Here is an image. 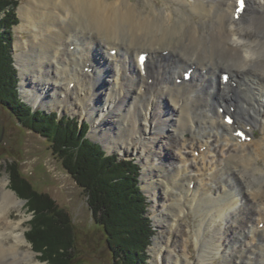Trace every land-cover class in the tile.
<instances>
[{"label": "bare ground", "instance_id": "1", "mask_svg": "<svg viewBox=\"0 0 264 264\" xmlns=\"http://www.w3.org/2000/svg\"><path fill=\"white\" fill-rule=\"evenodd\" d=\"M175 1L173 16L152 0H26L19 13L30 35L15 57L19 88L35 103L74 97L91 135L109 139L110 148L138 143L133 150L158 161L141 173L152 196L169 193L177 218L183 206L196 207L199 228L219 225L205 238L214 251L228 258L233 249L252 264L264 248V0H246L237 17L236 0ZM189 68L191 78L180 79ZM217 169L221 183L209 187ZM7 184L0 180V264H45L21 248V221L9 214L23 201ZM178 207L162 214L167 224ZM165 236L152 241L153 264H161ZM258 239L254 250L249 243Z\"/></svg>", "mask_w": 264, "mask_h": 264}, {"label": "trees", "instance_id": "2", "mask_svg": "<svg viewBox=\"0 0 264 264\" xmlns=\"http://www.w3.org/2000/svg\"><path fill=\"white\" fill-rule=\"evenodd\" d=\"M16 5V0H0V106L21 128L47 141L51 153L81 188L111 264H147L146 248L155 230L147 213V197L139 185V165L117 153H106L99 142L87 136L86 122L60 116L55 110L32 109L18 97L11 51ZM6 169L9 188L27 200L33 213L25 238L40 252L39 258L49 264H85L75 254L76 229L68 213L48 194L34 188L20 171L19 160L11 159Z\"/></svg>", "mask_w": 264, "mask_h": 264}, {"label": "rangeland", "instance_id": "3", "mask_svg": "<svg viewBox=\"0 0 264 264\" xmlns=\"http://www.w3.org/2000/svg\"><path fill=\"white\" fill-rule=\"evenodd\" d=\"M16 1L17 5L15 7V13L17 23L11 27L13 65L14 63L16 65V55H18L23 49L28 48L30 35L28 31L22 28V19L19 13L20 7L26 3V0ZM131 1L137 2L141 0ZM152 1L160 8L169 6L173 11V16L178 12L176 11L177 2L175 0ZM2 15L3 13H1V16ZM21 42H24L25 44L23 45ZM15 65L18 85L20 83L21 75L19 68ZM17 90L18 97L21 101L30 105V107L33 106L32 109L40 108L46 111L55 110L60 116L68 115L69 117H77L81 123L86 122L89 127L87 136L91 140L101 143L106 153H117L119 157L133 159L139 165V185L140 189L147 197V213L151 218V224L155 230V233L151 237V242L146 248L148 255L147 264H153L152 259H154V256L151 252V245L154 237H158L160 234L166 235L158 247L163 251L159 256L161 257V264H170L172 260H174V264H243L234 254L233 249L230 251V256L224 258L222 254H217L214 251L211 243L205 241V238L209 236L210 232H216L219 225L216 222L204 223L199 228V218H196L194 213L196 207L188 208L186 205L183 206V215L177 218L176 214L179 213V207L176 202H171L172 197L169 193H162L159 189L156 198L152 196V190H148L141 181V173L142 169L148 166L151 162L158 163V161L156 159L153 161L151 159L145 160V158L140 155L139 151L133 150L134 148L139 147L138 143L133 145L130 144L127 148L124 146V149L122 150L120 148H110V145L107 143L109 142V139L104 140L103 138L93 137L91 135L92 124L90 118L83 112L73 109L72 104L75 102L74 97L64 104H57L53 100L51 102L40 103V101H38L35 103V101L31 102L29 96H26L21 92L19 86ZM5 121H10V123L5 128L4 137L0 144V180L6 178L8 183L7 188L10 189L11 182L6 169V164L7 162H10L11 159L19 160V168L23 176L33 184L35 189L48 194L58 207L65 210L71 217L75 225L77 236V250H75V254L79 257V260L85 264H111L109 253L103 247V243L99 240L100 232L96 230L93 225L91 213L86 203L84 193L63 169L60 161L51 153L47 141L39 134L21 128L14 117L0 106V124ZM112 130L113 129H111V131ZM258 130L259 129L254 130L255 136L257 137L261 135L260 130ZM183 135L185 138L190 137L185 133ZM163 146L165 148V145ZM166 148L165 151L170 149L169 146ZM169 151H172L173 153L174 148L171 147ZM12 155L14 158L11 157ZM151 158L153 159V156ZM258 163L260 164L262 161L258 160ZM166 164H168V162ZM221 179V169H217L214 173L213 179L208 181V186L215 187L216 184L219 182L221 183ZM148 181H150L149 178ZM250 186L254 189L253 183ZM11 191L15 194L17 199L24 201L20 210L12 209L9 215L12 219L21 221L23 231L26 234L29 231V220L32 218L33 213L28 210L27 200L18 197L13 190ZM173 204L178 207V210L172 216L169 224H167L169 218H162L161 216L169 207H173ZM157 217L159 219H156ZM242 227V229L245 230V227L248 226L244 225ZM214 239L217 240L220 238L215 234ZM9 240H11V238H9ZM25 240L27 244L20 245L21 248L29 249L35 256L34 258L36 260L49 264L47 260L39 258L40 252H36L32 249V243L30 240L28 238H25ZM233 241L236 242V246L238 244L237 239L234 238ZM259 241L261 240H253L249 243V246L256 250L260 245ZM260 248L263 247L260 246ZM220 249L222 250V248ZM167 250L171 252L170 255L166 254ZM253 257L252 264H264V248Z\"/></svg>", "mask_w": 264, "mask_h": 264}, {"label": "water", "instance_id": "4", "mask_svg": "<svg viewBox=\"0 0 264 264\" xmlns=\"http://www.w3.org/2000/svg\"><path fill=\"white\" fill-rule=\"evenodd\" d=\"M15 65V63H14ZM16 66V65H15ZM19 84L17 85V89H18ZM33 108V106H31ZM10 121H5L4 123L0 124V144L3 140L4 137V132H5V128L9 125ZM24 201V200H22Z\"/></svg>", "mask_w": 264, "mask_h": 264}, {"label": "snow or ice", "instance_id": "5", "mask_svg": "<svg viewBox=\"0 0 264 264\" xmlns=\"http://www.w3.org/2000/svg\"><path fill=\"white\" fill-rule=\"evenodd\" d=\"M239 3H240V8L242 9L243 8V0H239ZM240 135L243 136V134L241 133Z\"/></svg>", "mask_w": 264, "mask_h": 264}]
</instances>
